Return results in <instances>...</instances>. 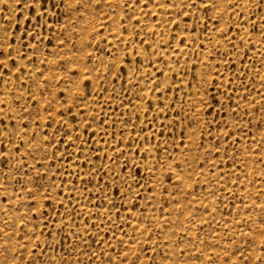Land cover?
I'll return each instance as SVG.
<instances>
[{"label":"rangeland","instance_id":"1","mask_svg":"<svg viewBox=\"0 0 264 264\" xmlns=\"http://www.w3.org/2000/svg\"><path fill=\"white\" fill-rule=\"evenodd\" d=\"M0 264H264V0H0Z\"/></svg>","mask_w":264,"mask_h":264}]
</instances>
